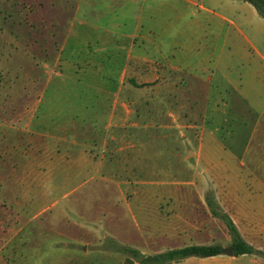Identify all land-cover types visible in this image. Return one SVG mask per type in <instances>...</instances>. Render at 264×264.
<instances>
[{
  "label": "rangeland",
  "instance_id": "1",
  "mask_svg": "<svg viewBox=\"0 0 264 264\" xmlns=\"http://www.w3.org/2000/svg\"><path fill=\"white\" fill-rule=\"evenodd\" d=\"M24 2H42L49 13L73 5V0H0V149L13 141L9 139L13 127L58 134L57 126L65 129V120L74 111L83 117L94 108L73 105L79 100H75L74 93L85 100L86 96L81 90H67L64 86L70 83L68 78L55 77L44 89L31 87L32 69H37L44 83L47 68L43 57L33 56L26 27L19 24ZM157 4L154 11L149 10L156 13L153 18H148L145 10L144 24L154 26L164 53L190 76L187 79L177 72L176 80L190 82L195 102L191 111L174 105L169 113L167 106V121L175 124L178 131L183 130L180 125L186 114L192 136L181 138L176 132L168 138H154L152 132H147L140 138L146 145L136 164L80 171L54 168L45 179L33 180L34 200L29 212L45 208L37 221L54 232L43 234V247L32 249L30 264H65L69 257H75L78 264H139L128 255L104 249V244L114 238L142 252L148 250L133 212H144L140 216L154 237L150 244L166 250L184 242V234L176 240L171 238L172 228L181 222L173 218L174 213L202 214L200 194L205 188L206 201L208 192L215 194L212 187L223 190L228 183L264 179V18L243 0H205L197 5L159 0ZM112 12V17L125 20L132 28V10ZM56 81L64 88L56 89ZM90 94L91 91L88 100ZM33 102L37 103L34 118L15 123L13 114H26ZM104 126L105 122L100 121L99 131L103 132ZM217 126L219 133H213ZM176 143L182 145L186 163L179 164L173 153ZM172 181H192L197 185H183L184 191L178 193L169 185ZM177 193L187 199L173 204L169 197ZM239 194L246 195L243 190ZM186 201L196 208L188 211ZM155 205L162 214L159 217ZM58 232L72 233L80 240L75 237L69 249L65 245L69 239ZM86 239L91 243L87 247Z\"/></svg>",
  "mask_w": 264,
  "mask_h": 264
},
{
  "label": "crops",
  "instance_id": "2",
  "mask_svg": "<svg viewBox=\"0 0 264 264\" xmlns=\"http://www.w3.org/2000/svg\"><path fill=\"white\" fill-rule=\"evenodd\" d=\"M181 1L197 5L205 0ZM158 2L73 0L71 8L64 7L51 13L48 8L45 11L42 2H24L19 24L26 27L33 56L43 57L47 68L44 69L47 74L44 83L37 69H32L29 78L31 87L44 89L55 77L68 78L70 83L64 87L70 92L81 90L86 96L85 100L79 93H74L75 100H79L73 105L94 108L83 117L74 111L65 120L68 126L65 129L62 127L64 130L57 126L58 134L25 132L13 127L14 132L9 137L13 141H10V146L0 149V264H30L32 249L43 247V234L54 232L37 221L45 213V208L34 214L29 212L30 203L34 200L31 193L33 180L45 179L48 171L54 168L80 171L112 168L115 164L127 162L136 164L140 162L146 145L140 138L147 132H152L154 138H161L162 135L168 138L176 132L181 138H191L192 126L186 114L180 125L183 130L178 131L175 124L167 121V113H172V106L179 105L185 111H191L194 101L190 82L176 80L177 72L187 79L190 76L170 55L164 53L154 26L146 27L144 24L145 10L148 18H153L156 13L151 14L149 10L154 11ZM116 10H132V28L127 27L125 20L111 16ZM249 10L254 14L251 8ZM230 22L235 24L233 20ZM245 37L258 50L257 45L247 35ZM62 85L57 81L55 83L56 89H63ZM164 90L167 93H163ZM89 91L91 102L88 100ZM31 106L26 114H13L14 122H30L35 116L37 103L33 102ZM167 106L169 111L166 113ZM100 121L105 122L103 132L98 129ZM160 129L165 132L158 131ZM214 130L213 133H219L218 126ZM181 146L176 143L173 151L179 164L187 161ZM186 183L172 181L169 185L178 193L184 191L183 185H197L192 181ZM212 188L244 239L264 250V179L256 177L238 184L228 183L223 190ZM207 190L205 188L200 194L202 214L174 213L173 218L182 223L172 228L171 238L176 240L184 234L181 239L184 242L168 249L193 244L231 245L232 238L225 222L211 213L204 199ZM239 190L245 191L246 195L241 196ZM179 195L169 197L173 204L187 199V196ZM156 206L155 213L161 216ZM185 206L188 211L196 208L191 201H186ZM141 213L144 212L132 213L148 247L147 251L141 252L164 251L150 244L154 237H151V230L146 227ZM58 233L69 239L65 242L69 249L74 245L75 237L79 239L72 233ZM85 244L89 246L90 240L86 239ZM65 264L78 262L75 257H69ZM173 264H264V258L250 253L229 255L222 252L209 257L191 256Z\"/></svg>",
  "mask_w": 264,
  "mask_h": 264
},
{
  "label": "trees",
  "instance_id": "3",
  "mask_svg": "<svg viewBox=\"0 0 264 264\" xmlns=\"http://www.w3.org/2000/svg\"><path fill=\"white\" fill-rule=\"evenodd\" d=\"M252 4L258 13L264 18V0H243ZM206 202L211 213L222 219L231 235L234 255L255 254L264 258V250L258 249L247 242L238 229L231 215L221 206L213 192H208ZM110 242V243H109ZM104 244V249L111 252H118L134 258L139 264H173L191 256L209 257L222 253V245L213 243L208 245H187L179 248L167 249L151 254H144L139 249L129 245L118 243L111 238Z\"/></svg>",
  "mask_w": 264,
  "mask_h": 264
},
{
  "label": "water",
  "instance_id": "4",
  "mask_svg": "<svg viewBox=\"0 0 264 264\" xmlns=\"http://www.w3.org/2000/svg\"><path fill=\"white\" fill-rule=\"evenodd\" d=\"M222 252H223V253H226V254H229V255H234V250H233L232 245H229V246H223V247H222Z\"/></svg>",
  "mask_w": 264,
  "mask_h": 264
}]
</instances>
